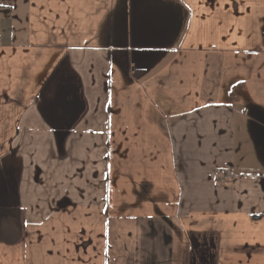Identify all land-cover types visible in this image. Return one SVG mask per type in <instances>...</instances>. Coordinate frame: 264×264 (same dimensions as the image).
Returning <instances> with one entry per match:
<instances>
[{"label":"crops","instance_id":"crops-1","mask_svg":"<svg viewBox=\"0 0 264 264\" xmlns=\"http://www.w3.org/2000/svg\"><path fill=\"white\" fill-rule=\"evenodd\" d=\"M0 264H264V0H0Z\"/></svg>","mask_w":264,"mask_h":264},{"label":"built area","instance_id":"built-area-1","mask_svg":"<svg viewBox=\"0 0 264 264\" xmlns=\"http://www.w3.org/2000/svg\"><path fill=\"white\" fill-rule=\"evenodd\" d=\"M2 43L1 39H0V44Z\"/></svg>","mask_w":264,"mask_h":264}]
</instances>
